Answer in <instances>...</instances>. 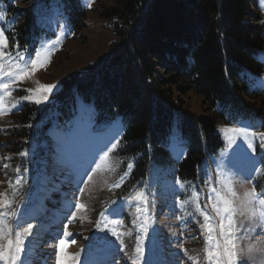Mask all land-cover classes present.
<instances>
[{
	"label": "rangeland",
	"instance_id": "rangeland-1",
	"mask_svg": "<svg viewBox=\"0 0 264 264\" xmlns=\"http://www.w3.org/2000/svg\"><path fill=\"white\" fill-rule=\"evenodd\" d=\"M78 2L86 15L85 25L82 27L77 24V12L72 0H29L18 3L16 7H30L32 12L28 25L23 28L20 14L10 13L6 6L0 5V12L5 14V19L0 20V29L4 30L8 40L5 51H10L13 55L22 51L25 58L29 55L35 58L37 51H51V62L45 68L12 85V100L19 103L6 115H0V193L13 200L12 210L16 213L15 216L8 217V223L13 231L27 227L28 224L33 226L32 234L25 239L22 259L27 260L29 251L35 249L34 241L39 235L41 248H45V237L50 242L47 247L51 251L44 256L45 260L56 261V254L52 249L58 250V242L64 238L63 234L67 230L71 236L67 237L66 252L70 256L79 253L78 263L89 258L96 249L94 243H97L101 244L100 251L97 249L98 253L110 256L104 264H131L129 257L135 250L136 237L143 236L144 253L141 264H192V260L184 255L182 249H187L188 255L198 260L199 264H207L204 259L206 233L201 228L204 220L197 211V204L213 218L218 236L219 218L212 211L209 202V197L213 195L211 188L219 189L221 181L231 180L239 194L234 217L239 264L241 249L243 250L240 246L241 237L245 239L244 247L249 249L251 246V250L262 256L264 264V223L252 217L244 197V192L252 187L258 193H264V149L259 147L258 140L254 142L255 152L248 149L247 144L240 139L229 145L223 132L225 127L244 125H254L251 130L264 132V126H261L264 125V110L248 118L221 122L218 125L223 146L211 159H206L201 179L195 183L181 182L176 177V167L187 155V147L174 130L168 145L174 165L151 167L145 180L127 195H123L118 190L129 178L134 163L133 160L118 155L124 130L122 121L117 118L108 123L97 122L93 104L85 102L79 96H76L74 105L64 108L65 111L58 106L62 79L97 62L99 56L106 54L111 44L118 40L113 30V21L100 16L103 9L101 0ZM258 10L264 19V0H256L255 13ZM23 17L26 19L25 15ZM256 57L264 66V50H260ZM246 78L247 93L250 95L248 99L264 105V68L260 74L247 72ZM40 84L54 85L46 101L37 104L33 100L21 99L29 95L27 89L35 90ZM183 101L194 113L204 111L200 98L193 93L183 97ZM26 105L34 107L26 119L30 138L19 142L16 148L22 149L17 155L9 150L16 141L11 138V131L15 126L22 125L17 121ZM117 142L119 145L111 154L114 171L106 170L94 175L89 172V175H93L92 182L75 185L74 190L63 193L59 191L58 186L62 182V178L58 177L59 171H66V175H69L70 170L73 171L72 175H75L77 181L81 177L77 170L79 164L84 165L86 171L94 169L95 163L92 161L99 163L103 151ZM129 163L132 164L131 169L128 168ZM253 168L259 171H252ZM51 176L55 181L49 184V197L45 199L51 215L48 213L43 218H38V213L35 212L40 203L38 194L44 179ZM87 179L85 175L80 181L86 182ZM17 180L21 183L17 184ZM177 180L184 186L177 184ZM155 183H158L159 188ZM116 184L119 187H114ZM80 188L85 189L83 194L79 192ZM136 191H142L146 197L147 203L140 205L148 209L146 222L143 216L137 219V202L127 199ZM193 193L198 194L196 201H193ZM78 200L87 205L86 212L76 209ZM101 213L104 214L103 217ZM104 217L122 221L117 229L120 233H132L131 236H121L126 247L122 248L120 241L110 231H101L96 227V222ZM141 222L147 227L146 233L141 229ZM73 240L74 244L71 243Z\"/></svg>",
	"mask_w": 264,
	"mask_h": 264
},
{
	"label": "trees",
	"instance_id": "trees-1",
	"mask_svg": "<svg viewBox=\"0 0 264 264\" xmlns=\"http://www.w3.org/2000/svg\"><path fill=\"white\" fill-rule=\"evenodd\" d=\"M29 0H0L28 25ZM100 16L113 21L118 38L109 51L85 70L62 79L59 107L74 105L76 96L94 106L97 122L119 118L123 135L118 155L133 160V170L118 191L127 195L147 177L153 165L171 167L168 145L174 130L187 147L177 165L181 182L201 179L206 158L223 146L221 122L248 118L264 110L248 95L246 73L260 74L256 55L264 50V19L256 0H101ZM77 24L85 12L72 0ZM25 15L26 19H23ZM193 93L204 111L194 113L183 97ZM26 105L11 131L10 150L30 138ZM21 148V149H20Z\"/></svg>",
	"mask_w": 264,
	"mask_h": 264
},
{
	"label": "snow or ice",
	"instance_id": "snow-or-ice-1",
	"mask_svg": "<svg viewBox=\"0 0 264 264\" xmlns=\"http://www.w3.org/2000/svg\"><path fill=\"white\" fill-rule=\"evenodd\" d=\"M5 19V14L0 12V20ZM19 47V45H17ZM8 48V40L4 30L0 29V115H6L12 108H15L19 101L12 100V85L26 78H30L41 68H45L47 64L51 62V51L42 50L35 53V58L29 55L25 58V53L17 51L13 55L10 51H5ZM54 85L40 84L33 89H27L29 95L22 97L23 100H33L35 103L40 104L47 100V95L51 92ZM264 126V125H261ZM254 125L244 126H230L225 127L223 132L225 133L229 145L236 143L237 139H240L247 144V148L255 152V141H259V147L264 149V132L251 130ZM119 142L112 143L111 147L103 151V155L100 156L99 163L95 160V168H89L85 175H87V181H81V183H87L93 181V175L97 172L106 170L114 171L111 162V154L117 149ZM7 167V165H5ZM128 168H132V164H128ZM19 171V169H17ZM252 171H259L253 168ZM91 172L93 175H89ZM127 175V173H125ZM123 180V176L121 177ZM251 182V181H250ZM10 183V182H9ZM17 184L21 183L20 180L16 181ZM181 187L179 180L176 181ZM221 188H211L212 196L209 197L212 211L216 217L219 218L218 229L219 235L217 236V225L212 222L213 218L197 204V211L203 216L204 223L201 228L206 233L204 244V259L207 264H239V254L237 251V237L235 235L236 225L234 223V217L237 213L236 201L238 199V193L231 180L221 181ZM11 186V183H10ZM119 187V184L114 185ZM84 188H80L79 192L83 194ZM246 204L250 208L252 217L258 219L261 223H264V193H258L255 187H252L244 192ZM193 201L198 199V194L193 193ZM130 201L137 202L135 212L137 219L140 216L145 218V222L148 219L146 215L147 207H141V204H146V197L142 191H136L132 196L127 198ZM181 203V207L183 206ZM13 200L6 194L0 193V264H29L26 259H22V254L25 253V239L32 234L33 226L28 224L27 227L17 228L19 230L13 231V228L8 223V217L15 216L16 213L12 210ZM76 209L81 212L87 211V205L77 201L75 205ZM103 217L104 214L101 213ZM135 222V221H134ZM114 226V227H110ZM122 225V221L108 220L107 217L96 222V227L101 231H110L112 236L116 237L123 247H126L122 235L131 236L132 233L124 232L120 233L117 229ZM141 229L143 232H147V227L144 222H141ZM64 238H61L58 242L56 251V264H78L79 253L70 256L66 252L67 237L71 236V233L65 230L63 234ZM75 243V241H71ZM185 256H188L189 260H192V264H199V261L188 255L187 249H182ZM251 251V246L249 248ZM143 236L136 237L135 250L129 257L131 264H141L143 259Z\"/></svg>",
	"mask_w": 264,
	"mask_h": 264
},
{
	"label": "bare ground",
	"instance_id": "bare-ground-1",
	"mask_svg": "<svg viewBox=\"0 0 264 264\" xmlns=\"http://www.w3.org/2000/svg\"><path fill=\"white\" fill-rule=\"evenodd\" d=\"M78 166H83V165L79 164ZM69 167H71V166H69ZM65 172L66 171L62 170V171H59V173H58V177L62 178V182H60V184L58 186L59 191L62 193L69 191V190H74L75 185H78V184L80 185L81 184L80 180L83 177H85L86 171L83 170L82 173H80L81 177L77 181L74 178L75 175L74 176L72 175L73 171L70 170L69 175H66ZM54 175H57V173H54ZM53 181H55L53 176L46 178L43 181V185L41 186V192H39V194H38L40 203H38V206L35 208V212L38 213L37 214L38 218H43L44 217L43 215L48 214V213H49V215H51V213L48 211L49 208L46 206L47 202L45 201V199L47 200V198L49 197L47 194V190L49 187H51V186H49V184ZM55 190L58 191V189H55ZM51 196L56 197L53 194H51ZM51 212H53L52 209H51ZM48 217H50V216H48ZM37 232H39L38 229H37ZM37 232H36V234H37ZM37 236H38V239H35V241H34L36 247L34 250L31 249L29 251V257H27V261L29 262V264H40V263L46 264V263H44L45 262L44 256H46L48 254L47 252H49V250H50L47 247V245L50 243L49 238L45 237L43 239V243H44L45 248L44 247L41 248L42 246L39 244L40 243V240H39L40 236L39 235H37ZM244 240H245L244 238H242V237L240 238V246L243 247V250L241 249V264H262L263 263L262 256L261 255L259 256L254 250L249 251V249H246L244 247ZM258 244L259 243H255V245H258ZM107 259H110V256L101 255L94 262V264H104V262H106ZM83 262L84 261H81L78 264H83Z\"/></svg>",
	"mask_w": 264,
	"mask_h": 264
}]
</instances>
